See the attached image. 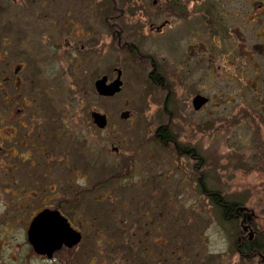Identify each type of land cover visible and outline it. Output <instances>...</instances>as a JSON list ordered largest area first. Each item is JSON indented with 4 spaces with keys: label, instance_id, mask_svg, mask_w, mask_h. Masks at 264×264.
<instances>
[{
    "label": "flooded vegetation",
    "instance_id": "obj_1",
    "mask_svg": "<svg viewBox=\"0 0 264 264\" xmlns=\"http://www.w3.org/2000/svg\"><path fill=\"white\" fill-rule=\"evenodd\" d=\"M29 1L0 0V217L13 221V224L0 223L4 242L0 247V264H13L4 262L3 258L4 246L11 244L23 250L22 258L16 259L15 264H111V249L99 250L101 255L98 256L92 251L102 244H116L122 246L118 249L127 257L123 250L125 243L128 249L138 252L143 240L157 242V239L167 238L166 207L173 200L164 199L161 188L145 189L146 183H150L149 175L143 170L136 174L135 170L137 166H145L144 159L135 161L133 157L121 163L128 156L120 157L119 146L112 142L114 132L120 134L118 125L109 129L108 122L106 128L100 129L93 123L91 113L93 125L106 134L105 142L118 154L113 157H104L109 144L99 146L93 139L75 143L77 134L62 137L58 128L60 118L52 112L54 117L50 120L46 109L41 112L39 88L44 85L43 78L40 82L38 79L41 69L52 75L59 55L69 57L73 53L80 33L92 38L90 42L98 46L100 39L91 36L99 35L104 28L112 35H128L131 42L124 44L132 49L144 47L155 35L166 37L168 44L169 38L176 39L179 46L184 45L182 41L189 42L198 56L203 50L207 54L205 59L202 55L201 60L197 56L195 72L205 67L209 75L230 74L238 92L263 85L253 99L262 110L257 111L253 106L248 113L255 121L257 116L264 117V0H154L153 3L159 5V13L154 17L148 3L126 9L124 5L129 0H122V7L117 5V0H112L116 6L110 7L109 12L101 11L102 5L91 0V4L99 6L94 7V13L86 15H71L69 6L85 0H62L66 5L60 17L54 16L59 11L53 6L59 1L47 0V5L36 6H30ZM161 18L163 21L158 22ZM60 23L67 32L58 36ZM166 28H173L167 36ZM85 46L82 44V48ZM13 60H18V67L12 64ZM153 74L154 71L150 75ZM196 95L207 99L201 109L212 100V96L203 91L193 97ZM103 114L109 121V113ZM256 125L259 132L257 120L253 126ZM61 137L74 148L69 145L60 152ZM263 145L260 142L257 148L264 150ZM177 151L188 158L195 154L183 148ZM191 179L190 175V182ZM197 181L194 176V183ZM131 191L141 193L140 200ZM210 193L213 196V192ZM181 201L174 199V202ZM56 213L80 233L79 243L71 241L69 231H59L58 225L38 229L34 243L30 231L35 219L44 214L55 217ZM249 217L247 214L242 221L245 222L243 232L250 231V242L257 238V233L256 228L248 224ZM147 224L152 232L145 227ZM19 230L23 237L15 238ZM148 252L153 254L152 250ZM159 259L163 262L168 258L159 255ZM172 261L173 258L171 264Z\"/></svg>",
    "mask_w": 264,
    "mask_h": 264
},
{
    "label": "rangeland",
    "instance_id": "obj_2",
    "mask_svg": "<svg viewBox=\"0 0 264 264\" xmlns=\"http://www.w3.org/2000/svg\"><path fill=\"white\" fill-rule=\"evenodd\" d=\"M58 1V4H53L59 11L54 14L55 17L62 16L66 5L62 0H54L55 3ZM97 2L102 5L101 11L109 12L110 7L116 6L112 0ZM142 2L148 3L152 17L159 13V5L153 3L154 0H129L126 5L122 0H117V5L133 9L138 8L137 5L141 6ZM47 4V0L29 1L30 6ZM69 6L71 15H86L94 13V7L99 5L91 4V0H85ZM159 20L158 22H162L163 18ZM79 24L75 25L80 26ZM175 25L174 23L173 28ZM173 28H166V36ZM66 32L60 23L58 36ZM91 37L95 39L98 37L99 45L91 43L92 38L83 37L80 33L78 40L75 41L73 53L69 57L59 55L53 76L41 69L38 77L39 82L42 78L44 82L43 87L39 88V94L42 93L39 103L41 112L46 109L50 120L54 117L52 112L56 118L57 116L60 118L58 128L62 137H65L64 134L69 136L77 134L78 140L75 143L82 144L86 139H93L99 146L100 144L107 146L109 143L105 142L106 134L101 133L93 125L91 113L95 110L109 113L108 128L113 129L118 125L120 129V134L114 132L116 135L113 137L114 140L112 139L114 146L118 145L120 148L118 153L120 157H129L134 151L135 161L144 159L142 162L145 166H137L135 170L136 174L143 170L149 175L150 183H146L145 189L161 188L163 198L173 200L172 205L166 207L169 225L167 238L157 239V242L143 240L141 250L138 252L136 249L131 251L123 247L127 257H123L118 249L122 246L116 244L111 246L102 244L93 250L92 254L98 256L104 252L103 249H111L109 257L111 264H171L172 258V264H264L263 257L259 255L251 263L241 262L240 255L236 254V246L231 244V234L226 232V230L235 232L239 229L244 231L245 222L242 220L246 219L248 214L250 215L248 224L253 225L260 234L264 233V156H261L264 150L257 148L258 143H264V117L257 116L260 131L256 132L257 125L253 126L256 123L254 116L251 119L247 116L253 106L257 107V111L262 110L253 99L263 85H254L253 90L245 88L247 90L238 92L232 85L230 74L215 72L209 75L210 71L205 67L195 72L197 67L195 59L198 54L193 44L189 42L182 41L184 45L179 46L176 39L169 38L168 44L166 37L155 35L153 41L146 43L144 47L132 49L124 44L131 42L128 35H112L106 32V28L102 29L99 35ZM82 44L86 46L82 48ZM202 55L205 59L206 51L203 50L198 56L200 60ZM12 64L18 67L19 62L13 60ZM117 68L123 71V91L114 98L104 99L95 91V82L104 75L114 80ZM152 71L153 75L158 74L157 81L150 75ZM51 81L53 86L49 87ZM202 91L212 96V100L210 104L197 111L193 108V96ZM124 110L131 111V116L127 120L120 117ZM167 115L174 119L179 139L186 142L182 148L191 149L190 151L195 153L193 158H188L183 153L178 154L177 150L182 148L176 142L178 139L176 136H173L171 145L168 144V149H162L161 146L154 144L153 124H157L158 127L167 125L169 120ZM162 118L166 119V124L158 121ZM138 132H141L145 142H148L139 148L134 142ZM62 137L60 152L70 145L69 142L62 141ZM158 141H162L161 138ZM107 148L104 157L118 155L112 150L111 144ZM235 152L241 154L239 156H245V166L249 169L245 170L240 165L234 167L236 161L230 160L227 154L231 156L235 155ZM195 162L196 165L198 162L197 169L200 170L198 176L203 178L204 174L201 171L209 170V181L214 184L215 180L219 179L223 185V192L240 191L247 197L245 209L240 210V215L233 223L220 222L218 212L213 210L210 203L206 199L202 200L197 193H193L189 173L190 170L193 171ZM134 195L140 200L141 193ZM175 198L182 201L174 202ZM153 216L156 220V215ZM163 219L161 218V221ZM6 220L0 217V223L11 221ZM12 222L9 223L13 224ZM16 225L19 226L17 223ZM228 226L230 228L227 229ZM145 227L152 232L150 224ZM1 231L3 229L0 227ZM245 231L247 232L241 236L242 241L250 239V231L248 229ZM16 233L19 235L15 238L23 237L20 230ZM3 243L0 234V247ZM3 250L4 262L15 264L16 259L22 258L20 255L23 250L19 249L17 244L5 245ZM148 250H152L153 254ZM159 255L167 256L168 259L162 262ZM120 257H123V261L118 260Z\"/></svg>",
    "mask_w": 264,
    "mask_h": 264
},
{
    "label": "trees",
    "instance_id": "obj_3",
    "mask_svg": "<svg viewBox=\"0 0 264 264\" xmlns=\"http://www.w3.org/2000/svg\"><path fill=\"white\" fill-rule=\"evenodd\" d=\"M152 77H154V79H156V80L159 78L158 74L152 75ZM247 116H248V118L251 119V116H249V114H247ZM167 117L169 119V120H167V125L158 127L157 124H153L155 126V129L153 130L154 131V133H153L154 144L157 145L158 147L161 146L162 149H168L169 148L168 144L171 145V143H172L171 140H173V136L178 137L176 125L174 126V119L170 118L168 115H167ZM158 121H163L166 124L165 118L159 119ZM143 137H144V135L141 132H138L137 137L135 136L134 142H135L137 148L148 144L147 141L145 142V139ZM160 138L162 141H158V139L160 140ZM176 142L181 146V148L183 147L184 144H186V142L183 140H180L179 137L176 140ZM131 153L132 154L129 156V158L127 157L126 159L121 161L122 164L129 162V160H132L133 156L136 155L134 153V151H132ZM239 155H241V154H238L237 152H235V155L230 156L229 154H227V157L232 161L233 160L236 161L234 167H236L237 165H240L245 170L249 169V167L245 166V161H246L245 156L243 157V156H239ZM197 168H198V162H197V165L195 164L193 171L191 170L190 171L191 173H189V174H191V176H193V179H191V182L193 183V186H191L192 191L194 193H197L202 198V200L206 199L208 201V203H210L211 207H213V210L218 212L220 222H223L224 224H225V222H229V224L233 223L234 220L237 219L238 214H240V210L245 208L244 206H245L247 197H245L243 192H240V191L239 192L237 191V193L236 192H230V191L223 192L222 191L223 185L219 179L215 178L216 180H215V183L213 184L208 179L209 178L208 175H210V171L209 170L208 171L202 170L201 172L204 174V177L201 178L200 176H198V174L200 175V173H199L200 170H198ZM194 176H196V178L198 180L197 184L194 183ZM189 178H190V175H189ZM210 192H213V196L210 195L211 194ZM122 218H123V220H126L129 222V220H127V218H125V217H122ZM228 228H230V226H228L227 229ZM226 232L231 234L230 235L231 244L236 246L235 247L236 248V254L240 255L241 262L249 261L251 263L256 258V256L259 255L260 257L261 256L263 257V255H264L263 234L264 233L260 234V232L256 231L257 238L254 237L249 242V239L247 240V238L242 241L241 236H242V233L244 234V232L241 229L236 230L235 232H231L229 230L228 231L226 230ZM124 245H125V247H129V245H127L126 243Z\"/></svg>",
    "mask_w": 264,
    "mask_h": 264
},
{
    "label": "water",
    "instance_id": "obj_4",
    "mask_svg": "<svg viewBox=\"0 0 264 264\" xmlns=\"http://www.w3.org/2000/svg\"><path fill=\"white\" fill-rule=\"evenodd\" d=\"M117 75L114 78L115 80L110 81L108 79L107 75H104L101 78H98L97 81L95 82V89L98 92L99 95H101L102 97H115V95H117L118 93H120L122 90V86L124 84L123 79H121L122 77V70L117 68L116 69ZM207 101V99L203 96H196V98L194 99V108L196 110H200L201 106ZM131 114V111L127 110L124 111L121 114V118L123 119H127ZM92 118H93V123H96V125H98L100 128H105L106 125L108 124L107 122V116L106 114H103L99 111H94L92 113ZM34 225L31 227V235H33V241L35 243L34 240V236L36 235V232L38 229L42 228H46V227H51V226H55L58 225V227L60 228L59 231L64 230L66 233L69 231L72 234L71 237V241H74L75 243H79L80 240V233H77L75 230H73L68 222V220H66L64 217H62L59 213L55 214V217H50L47 215H40L39 217H37L34 221ZM44 233V232H43ZM51 233V232H50ZM50 234L48 233V236ZM40 251H43V249H41Z\"/></svg>",
    "mask_w": 264,
    "mask_h": 264
}]
</instances>
